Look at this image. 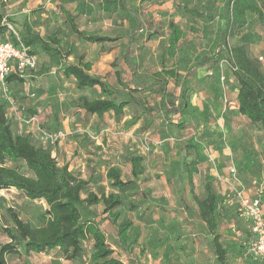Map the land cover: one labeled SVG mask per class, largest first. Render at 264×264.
<instances>
[{"label": "rangeland", "instance_id": "1", "mask_svg": "<svg viewBox=\"0 0 264 264\" xmlns=\"http://www.w3.org/2000/svg\"><path fill=\"white\" fill-rule=\"evenodd\" d=\"M64 4L73 11L76 2ZM89 1L91 15L77 17L80 29L96 31L116 38L105 43L77 39L64 22L59 0H3L2 13L13 27L24 31L27 22L41 36L57 31L61 46L71 54L65 63H77L80 54L91 62V73L104 76L120 93L115 101L127 105L119 118L111 112L101 118L83 112L80 97H104L97 87L78 89L72 78L62 76V67L53 66L38 48L33 49L37 67L19 83L0 87V101L5 104L15 134L28 135L35 146L50 150L59 166L66 164L78 178L90 179L80 194H97L111 190L105 172L118 167L123 180L133 183L121 193L123 203L117 223L125 218L133 221L128 240L121 244L117 226L101 204L83 205L81 220L96 222L104 232L113 256L124 264H170V259L187 260L185 264H212L210 235L200 221L192 194L189 192L182 162L195 159L198 184L207 181L216 194L217 231L222 245L228 249L226 264H264L247 250L249 228L239 216L240 193L260 194L264 205V128L252 124L235 111L232 101L235 77L224 53L220 51V29L223 26V5L227 0H139L128 4L139 13L142 29L130 46V60L135 66V80L149 83L153 72L161 67H175L179 78L192 69L189 80L187 108L181 116L185 128L177 129L165 119L159 107L160 94L156 85L135 90L130 71L122 60L127 30L136 25L131 14L101 10L102 0ZM264 0H258L262 4ZM174 21L184 32L172 58L163 55L168 42V22ZM245 30L258 34L256 42L247 45L250 55L257 58L264 71V27L252 13L247 14ZM154 32V35H150ZM229 45L237 37L227 39ZM218 54L215 62L197 65L201 55ZM118 70L120 81L115 75ZM173 80L167 95L177 94ZM30 110L35 113L31 114ZM142 157L143 174L133 178L130 157ZM229 164L235 171H229ZM29 174L22 161H6ZM209 172H211L209 174ZM194 193L198 198L203 191ZM48 206L44 200H31L15 188L0 190V227L11 225L8 209L32 226H40V216ZM8 238L0 232V242ZM199 243V247L196 244ZM81 252L67 258L60 249L41 253H19L6 257L7 264H93L92 238L80 243ZM192 250L196 254L192 253ZM180 251L182 253H180ZM213 253V251H212ZM182 254V255H181ZM180 258V260H179Z\"/></svg>", "mask_w": 264, "mask_h": 264}, {"label": "trees", "instance_id": "2", "mask_svg": "<svg viewBox=\"0 0 264 264\" xmlns=\"http://www.w3.org/2000/svg\"><path fill=\"white\" fill-rule=\"evenodd\" d=\"M75 0H59L60 11L64 22L68 25L70 32L79 40L90 43H105L114 41L116 38L99 34L96 31L80 29L76 19L82 15H91L94 8L89 1L76 2L73 11L67 9L64 4L73 3ZM128 1L133 0H102L99 3L101 10L106 12L129 13L134 18L136 25L127 30V42L122 50V60L130 71V82L135 90L150 89L156 85L160 94L159 107L168 123L177 129L185 128L183 121L175 122L172 116H181L187 108L189 80L192 69L186 70L179 78L175 67H167L161 62L159 70L153 72L149 83H138L135 80V66L130 60V46L135 41L137 34L142 29L141 18L136 9H133ZM144 0H139L142 2ZM3 0H0V40L19 41L28 47L30 53L34 54L38 48L49 59L53 66L62 67V76L72 78L76 87L80 90L97 87L104 97L87 98L80 97V108L86 114L96 115L101 118L105 113L111 112L115 118H119L124 107L125 100L115 101L112 96L120 93V90L101 75L92 74L91 62L84 61L82 54L77 63H65L71 54L69 47L61 46L59 33L54 31L47 36H41L33 31L32 27L25 22L24 31L15 28L19 40L8 31V20L2 13ZM255 15L258 24L264 27V2L258 0H227L223 5V26L220 29L219 46L224 53L228 65L233 71L237 81L238 91L236 94L237 111L252 124L264 128V73L259 60L251 57L247 51V45L257 41L258 34L245 30L247 14ZM5 18V21H3ZM168 42L163 55L172 58L179 40L184 36L182 29L174 22H168ZM151 32L150 35H154ZM237 37V43L229 45L227 39ZM218 54L212 56L201 55L197 65L215 62ZM115 75L120 81L119 71ZM25 76L13 70L6 76L7 83H21ZM173 80L178 87L177 94L167 95L169 80ZM30 113H35L30 110ZM264 157V152H263ZM22 161L29 174L19 171L15 167L5 165L6 161ZM130 174L137 178L143 174L142 157L132 155L130 157ZM195 160L182 162V169L186 173L190 185V193L198 208V215L206 225L210 235L209 245L219 264L227 263L228 249L225 248L217 231L216 214L218 201L216 194L209 185H205L206 196L198 198L194 193L192 184V173L196 171ZM105 178L111 188L107 193L97 194L88 191L84 198L80 192L87 187L90 179L76 177L66 164L59 166L50 150L43 146H35L28 135L15 134L11 127L10 119L6 115L5 104L0 101V190L15 188L25 197L31 200H44L48 208L45 214L40 216L43 222L40 226H32L29 222L22 220L16 212L8 209V218L11 225L0 227V232L8 240L0 242V264H7L6 257L10 254L19 253L22 248L25 253H41L58 248L67 258H74L81 252V241L87 236L92 238L91 258L93 264H124L113 256V249L106 242L104 232L99 225L92 220H81V207L101 204L103 212L110 213L114 222L118 219L116 210L122 205L121 193L125 191L133 180H123L118 167L110 166L105 172ZM133 221L125 218L116 222L117 238L121 244L125 243ZM251 234L248 233V242ZM57 264H60L57 262Z\"/></svg>", "mask_w": 264, "mask_h": 264}, {"label": "built area", "instance_id": "3", "mask_svg": "<svg viewBox=\"0 0 264 264\" xmlns=\"http://www.w3.org/2000/svg\"><path fill=\"white\" fill-rule=\"evenodd\" d=\"M5 21V18H3ZM8 31L19 40L18 33L11 24L5 22ZM37 67L36 56L30 53L28 47L20 41L0 40V87H4L6 76L15 70L25 76ZM230 172L235 171V166L229 164ZM239 216L247 223L251 240L247 244V250L260 257L264 262V216L261 209L259 196H246L240 193Z\"/></svg>", "mask_w": 264, "mask_h": 264}, {"label": "crops", "instance_id": "4", "mask_svg": "<svg viewBox=\"0 0 264 264\" xmlns=\"http://www.w3.org/2000/svg\"><path fill=\"white\" fill-rule=\"evenodd\" d=\"M248 51V50H247ZM248 54H249V52H248ZM250 55V54H249ZM251 57H254V56H252V55H250ZM263 73H264V71H263ZM236 81V80H235ZM237 91H238V85H237V81L235 82V87H234V93H233V101H232V103H233V107L235 108V111L238 113V111H237V101H236V94H237ZM242 119H246L245 117H243L242 116ZM247 120V119H246ZM192 160H195V159H192ZM191 161V160H190ZM189 161V162H190ZM196 161V160H195ZM184 162V161H183ZM197 162V161H196ZM183 170V169H182ZM184 172V171H183ZM185 173V172H184ZM211 172H209V174H210ZM195 174H199V170H198V164H196V171L195 172H193L192 173V184H193V190H195L196 189V191H203L204 192V194L202 193V196L200 197V199H202V198H204L205 196H206V190H205V185L207 184V185H209L210 186V184L207 182V181H204L203 183H200V184H198L197 183V181L195 180ZM185 175H186V173H185ZM186 179H187V176H186ZM187 184H188V186H189V192H190V185H189V182H188V180H187ZM252 197H255V196H259V198H260V203H261V209H262V213H263V216H264V205H263V201H262V198H261V196H260V194H255V195H251ZM193 198V197H192ZM197 206V205H196ZM197 210H198V208H197ZM201 221V220H200ZM248 226V225H247ZM249 231V230H248ZM208 243H209V241H208ZM196 246L197 247H199L200 245H199V243H197L196 244ZM209 248H211L210 246H209ZM195 251H197V250H192V253H194V254H196L195 253ZM211 251V254H210V259H211V262H212V264H219L217 261H216V258H215V256H214V254L212 253V249L210 250ZM180 253H182L181 251H180ZM182 255V254H181ZM200 261H201V264H202V260L204 259H202L201 257L200 258H198ZM202 259V260H201ZM178 259L177 258H171L170 259V261H171V263L170 264H178L179 263V261H177ZM179 260H180V258H179ZM187 260H185V259H183V257L181 258V260H180V263L181 264H185V262H186ZM189 264H191L190 262H189Z\"/></svg>", "mask_w": 264, "mask_h": 264}]
</instances>
